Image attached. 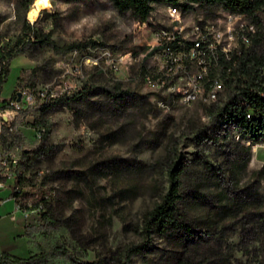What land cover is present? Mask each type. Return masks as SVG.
Instances as JSON below:
<instances>
[{
	"label": "rangeland",
	"instance_id": "rangeland-1",
	"mask_svg": "<svg viewBox=\"0 0 264 264\" xmlns=\"http://www.w3.org/2000/svg\"><path fill=\"white\" fill-rule=\"evenodd\" d=\"M51 2L31 21L22 0H0V56L20 37L23 45L10 62L0 105L16 86L55 80H71L86 97L23 107L13 130H4L10 152L22 157L4 170L22 169L24 183L45 181L54 192L44 208H19L11 197L0 203V264L7 254L28 258L48 250L57 253L44 264H77L71 257L111 264H264V144L241 140L209 112L234 93L186 103L146 80L157 66L154 31L169 23L168 5L156 3L141 22L109 0ZM218 11L197 2L186 15L214 19ZM260 17L263 38L250 52L264 50V10ZM28 23L60 45H90L60 53L26 42L33 33ZM76 66L79 75L71 73ZM50 143L59 145L55 152L37 153ZM175 163L185 168L178 200L184 230L153 233L134 252L143 241L144 214L167 192Z\"/></svg>",
	"mask_w": 264,
	"mask_h": 264
},
{
	"label": "trees",
	"instance_id": "trees-1",
	"mask_svg": "<svg viewBox=\"0 0 264 264\" xmlns=\"http://www.w3.org/2000/svg\"><path fill=\"white\" fill-rule=\"evenodd\" d=\"M28 7L36 0H22ZM113 7L120 11H129L132 17L138 21L146 22L156 3H163L168 6H177L183 10L191 7V4L197 2H207L215 4L219 9L230 10L236 13L244 14L249 20L255 22L258 26V33L251 46L259 44L263 38L262 19L260 13L264 10V0H109ZM29 28L33 25L28 23ZM22 41L20 37L15 45L2 48L0 63L1 72L4 77H0V97L6 77L10 73V62L17 57L23 49L19 46ZM26 42L38 44L40 46L48 45L57 52L64 53L75 49L86 48L90 45L87 41H76L66 45H60L49 33L35 30ZM24 42V43H26ZM23 43V44H24ZM250 46V47H251ZM250 47L245 51L237 66H233L230 73L224 75L225 92L229 89L234 93L219 103H214L209 107L210 117L213 122H224L236 129L241 140L253 144H264V50L261 52H250ZM144 71V69H143ZM86 89V87H85ZM114 95L112 91H108ZM86 97L84 89L74 91L71 94L64 95L53 101L45 102L41 106L48 108L59 100L83 99ZM252 112L255 116L252 119L247 118V113ZM260 114V117L258 116ZM11 141L9 145L13 144ZM59 145L55 143L45 144L37 148V153H53ZM169 188L167 192L162 193L160 201L146 211L143 218V241L140 244L132 246V250L137 252L141 246H146L153 233L166 234L173 229L184 230L182 223V213L180 211L178 200L180 194V177L185 171L183 165L175 163L169 169ZM54 188L47 186L45 181L34 182L30 179L29 183L20 181V191L13 193L15 203L23 209L31 210L45 207V204L52 198ZM65 252V251H64ZM55 250L43 251L31 255L28 258H20L11 254L3 257L4 264H44L49 263L51 256L56 254ZM77 264H111L104 259L95 261H78L71 257ZM119 264H128V260L120 261ZM183 264H197L193 261H186Z\"/></svg>",
	"mask_w": 264,
	"mask_h": 264
},
{
	"label": "built area",
	"instance_id": "built-area-1",
	"mask_svg": "<svg viewBox=\"0 0 264 264\" xmlns=\"http://www.w3.org/2000/svg\"><path fill=\"white\" fill-rule=\"evenodd\" d=\"M168 10L169 23L154 31L158 61L145 76L148 84L163 93L178 95L186 103L199 99L219 101L226 89L224 75L238 65L252 45L259 31L257 24L244 14L224 9H219L214 19L200 15L190 20L186 15L188 9L168 6ZM81 71L76 66L71 73L79 75ZM75 89L71 80H55L38 88L16 86L10 99L0 105V193L10 191L7 197L0 196V203L8 197L14 200L13 193L20 191L25 174L22 169L4 170L9 162L16 166L22 163V157L10 152L5 144L4 130H13V122L23 107L53 101ZM246 116L252 119L255 115L248 112ZM16 148L21 151L19 145Z\"/></svg>",
	"mask_w": 264,
	"mask_h": 264
},
{
	"label": "bare ground",
	"instance_id": "bare-ground-1",
	"mask_svg": "<svg viewBox=\"0 0 264 264\" xmlns=\"http://www.w3.org/2000/svg\"><path fill=\"white\" fill-rule=\"evenodd\" d=\"M52 8V2L51 0H47V3H43L42 0H36L32 3L30 6V9L27 11V17L31 21H36L41 16V11L44 9H51Z\"/></svg>",
	"mask_w": 264,
	"mask_h": 264
},
{
	"label": "snow or ice",
	"instance_id": "snow-or-ice-1",
	"mask_svg": "<svg viewBox=\"0 0 264 264\" xmlns=\"http://www.w3.org/2000/svg\"><path fill=\"white\" fill-rule=\"evenodd\" d=\"M42 2L46 4L47 3V0H42Z\"/></svg>",
	"mask_w": 264,
	"mask_h": 264
},
{
	"label": "water",
	"instance_id": "water-1",
	"mask_svg": "<svg viewBox=\"0 0 264 264\" xmlns=\"http://www.w3.org/2000/svg\"><path fill=\"white\" fill-rule=\"evenodd\" d=\"M30 7V6H29ZM28 18V17H27ZM20 98V97H19Z\"/></svg>",
	"mask_w": 264,
	"mask_h": 264
}]
</instances>
